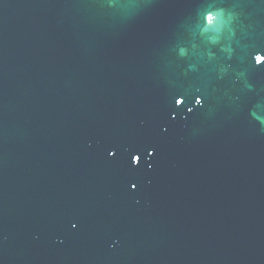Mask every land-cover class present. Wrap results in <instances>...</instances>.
Returning a JSON list of instances; mask_svg holds the SVG:
<instances>
[{
  "label": "water",
  "instance_id": "95a60500",
  "mask_svg": "<svg viewBox=\"0 0 264 264\" xmlns=\"http://www.w3.org/2000/svg\"><path fill=\"white\" fill-rule=\"evenodd\" d=\"M257 52L264 0H0V264H264Z\"/></svg>",
  "mask_w": 264,
  "mask_h": 264
},
{
  "label": "snow or ice",
  "instance_id": "6c2138e0",
  "mask_svg": "<svg viewBox=\"0 0 264 264\" xmlns=\"http://www.w3.org/2000/svg\"><path fill=\"white\" fill-rule=\"evenodd\" d=\"M254 60L257 64H259L260 62L264 61V54H261L260 52H257L255 55H254ZM177 103H180L181 101L180 100H177L176 101ZM196 102L198 104L201 103V98L200 97H197V100ZM154 151V149H149V152H152ZM116 154V150L113 148V149H109V155L110 156H114ZM140 159V156L137 155V154H132L131 155V163L133 165H136L138 163ZM137 185L135 183L132 184V187L135 188ZM73 227H75V225H73Z\"/></svg>",
  "mask_w": 264,
  "mask_h": 264
}]
</instances>
